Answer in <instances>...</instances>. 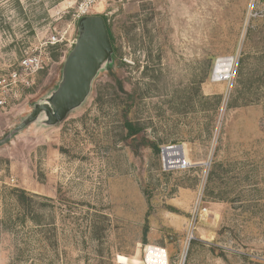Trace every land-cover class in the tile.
<instances>
[{"label": "rangeland", "instance_id": "obj_1", "mask_svg": "<svg viewBox=\"0 0 264 264\" xmlns=\"http://www.w3.org/2000/svg\"><path fill=\"white\" fill-rule=\"evenodd\" d=\"M84 1L0 0V78L26 52L44 60L0 109V264H138L147 245L172 264H264V0L257 16L251 0ZM91 15L113 52L88 95L57 124H26ZM175 146L189 170H164Z\"/></svg>", "mask_w": 264, "mask_h": 264}, {"label": "water", "instance_id": "obj_2", "mask_svg": "<svg viewBox=\"0 0 264 264\" xmlns=\"http://www.w3.org/2000/svg\"><path fill=\"white\" fill-rule=\"evenodd\" d=\"M79 30L80 36L67 58L64 79L52 97V105L38 106L26 124L34 121L41 112L47 113L50 125L65 119L86 98L99 64L113 52L107 23L103 17H83L79 22Z\"/></svg>", "mask_w": 264, "mask_h": 264}, {"label": "built area", "instance_id": "obj_3", "mask_svg": "<svg viewBox=\"0 0 264 264\" xmlns=\"http://www.w3.org/2000/svg\"><path fill=\"white\" fill-rule=\"evenodd\" d=\"M96 0H85L83 7L88 8L94 4ZM256 0H251V15L257 16L254 12ZM88 11V10H87ZM264 13V8H263ZM59 42L56 35L49 38L48 43L52 46ZM222 59H231L229 57L219 58L217 60L214 76L216 75V68ZM44 60L37 54L26 52L18 63L15 70L8 75L0 78V109L6 110L13 101L19 100L23 92L32 88L36 83L37 74L44 68ZM232 63V59H231ZM232 71V66L230 69ZM231 74H229L230 78ZM228 78V79H229ZM8 97L10 100H8ZM180 148V152L172 154L169 150ZM161 158L164 170L167 171H187L192 167L191 162L187 156V152L181 146L163 147L161 150ZM201 211L200 202L198 201L197 208L193 214V220H196L197 214ZM138 257V264H172L168 250L163 247L147 245L140 248ZM119 264H133L131 262H119Z\"/></svg>", "mask_w": 264, "mask_h": 264}, {"label": "bare ground", "instance_id": "obj_4", "mask_svg": "<svg viewBox=\"0 0 264 264\" xmlns=\"http://www.w3.org/2000/svg\"><path fill=\"white\" fill-rule=\"evenodd\" d=\"M231 66V59H222L221 61H219L216 68L215 79L218 81L228 80L229 74H231V70H229ZM169 152L172 154H176L180 152V148H174L172 150H169Z\"/></svg>", "mask_w": 264, "mask_h": 264}, {"label": "trees", "instance_id": "obj_5", "mask_svg": "<svg viewBox=\"0 0 264 264\" xmlns=\"http://www.w3.org/2000/svg\"><path fill=\"white\" fill-rule=\"evenodd\" d=\"M104 18V17H103ZM105 22H106V19L104 18ZM108 27V26H107ZM108 31H109V35H110V39L112 41V33H111V30L110 28L108 27ZM127 128L130 129L131 131V134H134L133 130H132V124L131 123H127L126 124Z\"/></svg>", "mask_w": 264, "mask_h": 264}]
</instances>
